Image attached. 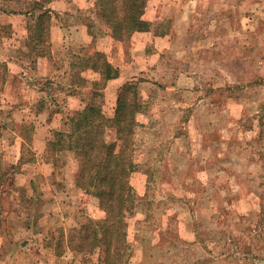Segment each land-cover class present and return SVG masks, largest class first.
I'll return each instance as SVG.
<instances>
[{
    "label": "rangeland",
    "instance_id": "obj_1",
    "mask_svg": "<svg viewBox=\"0 0 264 264\" xmlns=\"http://www.w3.org/2000/svg\"><path fill=\"white\" fill-rule=\"evenodd\" d=\"M36 1L0 0V264H264V0H148L149 29L114 36L92 0H48L59 27L33 46L9 12ZM125 87L139 125L120 237L76 185L89 136L54 145Z\"/></svg>",
    "mask_w": 264,
    "mask_h": 264
},
{
    "label": "trees",
    "instance_id": "obj_2",
    "mask_svg": "<svg viewBox=\"0 0 264 264\" xmlns=\"http://www.w3.org/2000/svg\"><path fill=\"white\" fill-rule=\"evenodd\" d=\"M147 1L92 0V7L98 20L108 26L113 36L118 33L131 35L149 29L148 22L143 18ZM44 2L46 3L48 0H44ZM44 6V3L37 1L28 17L27 28L30 32L27 37L29 41H34L33 46L44 43V33L52 23L53 12ZM36 10L40 12L35 14ZM38 55H42V53L40 52ZM100 56L102 57L104 54L100 53ZM86 67L98 69L99 65L91 63ZM108 68V64L104 63V70L109 71ZM130 85L126 86L130 87ZM128 87H125L117 96L111 117L105 116L93 102H88L83 108L77 110L70 119V131L65 134L58 133V142L54 145L58 149L71 150L73 140L77 135L87 134L89 136L88 142L80 151L83 163L80 173L75 179L76 185L82 189L97 190L100 202L109 211L116 212L114 218H119L115 225L120 237L123 211L132 202V189L128 181L132 166L123 151L125 146L130 143L134 127L139 125L132 97L127 95ZM111 128H115L117 138L116 141L109 142L106 135ZM89 234L88 232L83 238L88 239ZM90 242L92 243V241Z\"/></svg>",
    "mask_w": 264,
    "mask_h": 264
},
{
    "label": "crops",
    "instance_id": "obj_3",
    "mask_svg": "<svg viewBox=\"0 0 264 264\" xmlns=\"http://www.w3.org/2000/svg\"><path fill=\"white\" fill-rule=\"evenodd\" d=\"M34 1V0H33ZM38 1V0H37ZM36 1V2H37ZM49 4V1H48V3L47 4H45V6H44V8H48V9H50L52 12H53V14H54V11H53V9H59V5H57L58 4V2H56V1H53V3H52V5H51V7L48 5ZM65 8V7H64ZM31 12H32V8L30 9V10H28V11H26V12H13V11H11V12H9V14L12 16V15H14V16H21L22 18H27L28 19V17H29V14H31ZM40 11L39 10H36L35 11V14H37V13H39ZM52 14V15H53ZM55 15V14H54ZM65 15L67 16L68 15V13H65ZM57 27H59V26H49V30L47 31V32H55L56 30H57ZM82 30V29H81ZM46 40V39H45ZM40 45V44H39ZM36 46H38V45H36ZM41 56V55H40Z\"/></svg>",
    "mask_w": 264,
    "mask_h": 264
}]
</instances>
